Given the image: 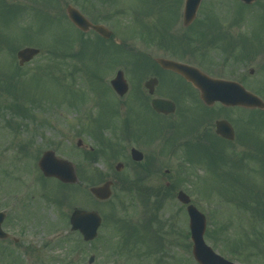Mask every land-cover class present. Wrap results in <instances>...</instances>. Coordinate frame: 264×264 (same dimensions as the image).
<instances>
[{"label": "rangeland", "instance_id": "374dc122", "mask_svg": "<svg viewBox=\"0 0 264 264\" xmlns=\"http://www.w3.org/2000/svg\"><path fill=\"white\" fill-rule=\"evenodd\" d=\"M128 1L126 6L145 14L147 8L153 6L150 0ZM181 1L174 0V9L169 8L164 15L157 14L158 7L157 12L145 20L144 27H158L160 18L169 17L170 11L172 15L175 12L172 26L180 27L181 8L178 6L181 4L178 3ZM0 2L3 5L0 6V211L7 213L3 229L20 239L17 244L8 240L1 242L16 254H0V264H16V258L18 264H89L90 257L94 260L92 264H196L187 236V213L176 200L178 190L189 195L192 205L206 215L207 231L210 229L224 242L222 244L227 242L233 247L242 243L240 254L243 257H236L233 261L221 244L216 242L215 246L205 236L206 243L219 255L237 264H264V164H261L264 163V117L259 118L260 135H257L261 147L247 152L258 157L259 161L255 159L250 164L256 172H250L246 163L240 161L237 168L240 171L234 174L237 176L234 182L248 186L245 189L251 190V195L244 196V191L238 194V185L215 182L210 177L211 169L198 164L194 166L189 159L183 161L176 156L174 166L172 159L164 157L163 162L152 164L149 155L153 157L151 152L161 150L165 137L154 141L149 148L142 141L144 146L128 140L121 145L122 141L114 132L121 130L120 122L125 120L121 116L125 117L126 111L120 105L126 102L125 98L122 100L115 96L109 82L117 70L122 69L120 63L126 59L119 55L104 56L96 51V48L104 46L114 49V40L101 46L87 47L83 57L71 58L70 55L81 49L77 41L81 34L75 33L68 24L62 3L54 12L17 11L13 14L12 10L21 4L27 6L29 1ZM239 4V0H204L196 18L209 25L223 21H246L243 32L231 30L229 34L232 36L244 34L248 28H252L255 35L264 34V0H256L250 8ZM133 19L129 14L120 18L123 30L132 27ZM138 28L141 24L137 23L136 30L129 29L127 32L136 36ZM114 37L128 50L133 51L137 46L133 37L128 38L129 35L116 34ZM57 40L64 47L73 43L74 46L67 51L60 49L61 55L55 56ZM95 40H98L95 35L84 36L86 44H94L92 41ZM25 47L39 49L40 55L31 63L19 67L15 54ZM224 57L213 46L208 48L204 58L222 63ZM255 59L263 62L264 51ZM256 65L257 62H247L240 64L239 69L243 71L240 72L243 85L259 93L264 92L260 85L264 79ZM249 69L254 70L253 76L249 75ZM131 72L135 74L133 70ZM225 74L233 76L231 72ZM15 99L28 110L27 117H21L22 113L16 112L15 108H8ZM16 108H19L18 105ZM114 108L120 109L115 116ZM99 120L102 123H109L110 120L112 126L103 131ZM99 128L103 131L102 139L111 141L117 148L119 145V152L110 159L106 156L109 151L100 153L90 162L87 160L89 149L93 153L98 150L96 135L92 132H98ZM247 130L249 138L255 140L257 137L253 130ZM140 131L146 136H153L147 131ZM78 141L82 142L81 146H78ZM132 147L145 154L142 164L130 161L129 150ZM46 150H52L59 158L74 165L79 176L77 186L67 188L57 186L52 179L43 181L37 162ZM229 159L235 161L231 157H220L212 165L217 173L222 172L218 178H224L234 169ZM246 161L250 160L247 158ZM121 162L124 169L118 175L114 168ZM147 173L155 177L136 182ZM111 179L116 181L113 183L112 198L107 202L99 203L86 195L90 184L100 185ZM166 181L170 183V188L163 193L164 196L159 195L161 199L154 194H148L150 197L144 195L136 187L137 184L141 189L150 188L155 192L158 191L155 187L163 188ZM242 196L247 202L251 201L250 211L238 207V198L241 200ZM74 208L98 211L103 218L92 242H84L78 233L70 231L69 216ZM135 226L140 232L132 233ZM128 227L132 229L128 230ZM128 231L132 233V238L125 237ZM252 240L256 242L255 248L249 245L253 244Z\"/></svg>", "mask_w": 264, "mask_h": 264}, {"label": "flooded vegetation", "instance_id": "af4514ba", "mask_svg": "<svg viewBox=\"0 0 264 264\" xmlns=\"http://www.w3.org/2000/svg\"><path fill=\"white\" fill-rule=\"evenodd\" d=\"M171 1L168 9L175 7L176 2L174 4V0ZM26 2L28 5L21 4L20 10L28 11V13L48 10L54 12V10H58L60 3L65 6L64 13H66L67 8L72 6L91 25L106 27L112 33L107 41L114 40L115 44L121 45L122 43L114 37L116 34L123 36L125 33L120 18L129 14L132 19L138 15L137 11L139 12L138 9L125 5L129 3L128 0H26ZM184 2L185 0L178 3L181 4L178 6L179 9L181 8L180 14L179 11L177 13L180 15V19H182ZM147 9V13L153 11L151 5ZM170 13L173 20L175 12L173 11V15L172 11ZM139 14L145 16L144 12H139ZM66 18L68 20L67 13ZM245 23L246 21H223L209 25L195 20L190 26L182 24L180 27L169 25L138 30L137 46L132 51L134 59L120 63L128 86L125 95V118H127V125L131 133L130 142L133 141L135 144L141 145L140 141H142L147 145L145 147L150 148L154 141L162 140L163 137L169 141L166 151L161 149L151 152L153 157L149 155V160L152 161V164L161 163L164 161L163 158L167 157L165 159H172L174 165L176 156L182 160L218 158V156L225 158L240 157L250 150H257L261 147L259 144L260 137L257 135H260V131H258L259 118L264 117V114L259 112L260 109H245L241 105L232 106L217 99L212 101L210 105L204 104L197 87L189 83L183 75L166 70L157 63V60L163 58L195 68L213 80H228L243 85L240 78V72L243 71L239 69V65L257 62L256 69L260 71V75L264 79V61L259 62L254 56L246 58V61L243 62L237 58L239 46H236V36H232L229 32L234 29L243 32ZM68 24L73 27L74 31H78L69 20ZM202 32H204L203 35ZM212 33H215L213 35H217L218 39H225L222 54L225 59H222V63H218L216 60H207L204 55L200 54L204 51L201 47L210 36H213ZM81 34L102 38L91 29ZM256 36L264 38L263 33L255 35L252 28H248L243 35L244 38L248 39H253ZM257 44L260 45V43ZM251 48L254 49V46ZM132 70L135 74L131 72ZM228 72H231L233 76H226L225 73ZM249 75L253 76L254 70L249 69ZM148 81L153 82L147 89L146 83ZM260 85L262 86L261 90L264 91V81ZM243 86L247 89V86ZM151 89L152 94L149 93ZM252 93L264 100V92L256 93L253 91ZM153 100H164L167 102L166 106L171 103L174 105L173 113H157L152 106ZM218 122H225L227 139L217 134ZM247 128L252 129L253 133L256 134L255 140L249 138ZM140 130L152 133L153 136H146ZM166 172L169 173L168 170ZM154 177V174L147 173L146 175V179ZM169 188L170 183L166 181L163 188L155 187L158 191H151L152 193L165 194ZM6 240L17 244L20 239L8 237L0 241L1 255L11 252L15 255L16 253L11 249L1 245V242ZM17 259H15L16 264H18Z\"/></svg>", "mask_w": 264, "mask_h": 264}, {"label": "water", "instance_id": "95a60500", "mask_svg": "<svg viewBox=\"0 0 264 264\" xmlns=\"http://www.w3.org/2000/svg\"><path fill=\"white\" fill-rule=\"evenodd\" d=\"M243 3L251 4L255 0H241ZM201 0H187L185 5L184 13V24L188 26L195 19L196 12ZM69 19L74 23L81 31H87L89 28L95 30L104 38H109L110 33L104 31L102 28L97 26H92L86 22L84 18L80 16L79 13L73 9L67 10ZM39 54V50L34 48H25L19 50L16 54L18 59L19 66H23L25 63L30 62L33 57ZM164 69L173 70L176 73L183 75L189 82L193 83L196 87L200 89L202 93V100L204 103L210 104L213 99H219L223 103L233 106L242 105L245 108H260L264 110V103L260 99L256 98L250 92L244 90L239 84L233 82H224L215 80L206 77V75L195 72L194 70L189 69L187 66L178 65L174 62H168L166 60L157 61ZM117 77L111 81V86L115 90L118 96H123L127 92L126 81L122 72H118ZM153 82V81H152ZM152 82L147 84V87L152 84ZM152 89L150 90V93ZM164 101L154 100L152 106L158 113H172L174 106L170 105L169 108L165 106ZM218 129L217 133L225 138L226 136L225 127L223 122L217 124ZM81 144V142L79 143ZM131 158L133 161L142 162L143 155L132 149ZM39 168L42 171L43 176L54 177L59 179L64 184H77L78 179L75 174V169L73 164L69 161L61 160L55 157V154L52 151H46L43 157L38 162ZM123 164H118L115 169L117 172L122 171ZM111 182H105L99 187H91L90 193L99 201L108 200L111 194ZM177 199L184 205H188L189 197H187L183 192H179ZM187 213L189 214V223L190 230L192 234L193 241V256H195L196 261L199 264H231L226 260L222 259L218 255H215L214 252L207 247L204 243L203 236L206 228L205 217L201 212H198L194 206L188 205ZM3 216L0 215V225L2 223ZM101 223V218L98 217V214L94 211L86 212L83 210H74L70 215V224L72 230H79L85 241L89 242L94 239L96 236L97 230ZM5 235L0 231V238H3ZM91 258L90 263L93 262Z\"/></svg>", "mask_w": 264, "mask_h": 264}, {"label": "trees", "instance_id": "16d2710c", "mask_svg": "<svg viewBox=\"0 0 264 264\" xmlns=\"http://www.w3.org/2000/svg\"><path fill=\"white\" fill-rule=\"evenodd\" d=\"M203 33L204 32H202V35H203ZM202 35H201V39H202ZM219 40H221V39H218V37H213L208 43H213L214 41H219ZM225 40V39H224ZM245 44V43H244ZM207 45H205L204 47H206ZM80 56H83V53H80L79 54ZM10 110L12 109V105L11 106H9L8 107ZM17 111L18 112H20V113H23V115L27 112H25V109L24 108H18L17 109ZM102 120L99 122V125L101 126L102 125ZM93 133H98L96 130H94L93 131ZM106 146L107 147H109L110 148V151H111V156H116V154H118V149L117 148H113V144H111V143H106V142H104V141H102V140H100V151H103V150H105L106 149ZM255 157V156H254ZM95 158H96V153H92V152H89V153H87V160L88 161H90V162H92V161H94L95 160ZM253 159V155L251 154L250 156H248V160H252ZM244 159H242V161H243ZM232 163V168H234V169H237L238 168V161H232L231 162ZM89 172V171H88ZM84 177V176H83ZM84 178H86V177H84ZM225 182H227L228 184H230V185H232V186H234V185H236L237 183L236 182H234V180L236 179V178H234L233 177V175H231L230 173H229V175H225ZM238 187V186H237ZM239 189H237L236 190V192H239V191H241V189H240V187H238ZM238 207L239 208H241V209H243V210H246L247 209V204L245 203V201H242V202H239L238 203ZM211 239H213V240H215L216 239V237L215 236H210V240ZM227 243V242H226ZM253 244H256L255 242H252ZM242 247V243H240L239 242V244H235L233 247H227L228 249V253L229 254H234L236 257H243V255H241L240 254V248Z\"/></svg>", "mask_w": 264, "mask_h": 264}]
</instances>
